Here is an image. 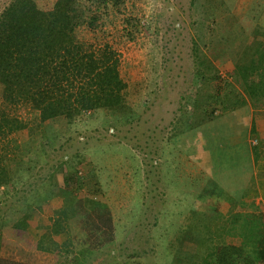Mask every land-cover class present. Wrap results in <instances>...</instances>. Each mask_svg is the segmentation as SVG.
Returning a JSON list of instances; mask_svg holds the SVG:
<instances>
[{"label":"rangeland","instance_id":"374dc122","mask_svg":"<svg viewBox=\"0 0 264 264\" xmlns=\"http://www.w3.org/2000/svg\"><path fill=\"white\" fill-rule=\"evenodd\" d=\"M9 1L0 0V12ZM54 1L37 0L45 8ZM123 11L108 15L102 28H82L79 35L91 42L107 41L117 49L120 72L127 83L125 104L83 113L72 124L32 121L0 138V153L15 181L0 188L1 254L5 258L70 264L64 252L37 249L45 224L65 218L62 200L47 198L44 192L52 189L50 174L69 157L74 169L86 176V190L100 183L117 228L115 243L87 264H183L185 252L195 251L185 231L192 218L190 208L210 206L206 201L195 203L194 194L203 181L198 175L205 173L201 169L208 155L204 144H211L209 150L215 151L212 145L216 142L208 139L209 132L200 124L212 120L215 129L221 124V110L211 114L212 107L203 112L195 106L206 104L215 89H232L224 81L233 82L230 73L245 42L253 29L264 32V0H126ZM127 15L137 20L133 38L127 35L131 30L124 21ZM207 18L205 33L216 29L213 41L223 44L218 58L213 56L211 41L204 42L199 33L203 29L197 21ZM206 58L224 81L196 78L195 66ZM13 110L24 118L31 116L27 106ZM251 114L250 106L243 107L224 121L227 127L232 120L247 123ZM247 145L252 146V139ZM228 167L229 163L222 166ZM54 174L52 181L61 184V175ZM10 202L13 205L8 207ZM213 205L228 214V203ZM29 206L30 216L24 220L21 216ZM234 258L231 264H250L245 257Z\"/></svg>","mask_w":264,"mask_h":264},{"label":"trees","instance_id":"16d2710c","mask_svg":"<svg viewBox=\"0 0 264 264\" xmlns=\"http://www.w3.org/2000/svg\"><path fill=\"white\" fill-rule=\"evenodd\" d=\"M123 10H126V0H55L49 8L37 0H10L3 7L0 12V138L28 127L32 121L62 120L72 124L83 113L125 104L127 83L120 72L117 49L107 41L91 42L79 35L82 28L89 31L102 28L108 15L123 13ZM124 21L131 28L127 35L133 38L134 30H138L137 20L127 15ZM197 22L203 29L199 32L201 39L211 41L213 56L218 58L224 48L222 42L213 41L216 29L207 35L204 30L209 26L208 18ZM210 59L196 65L194 75L202 80H223L214 73L217 67ZM230 75L233 82L223 81L224 85H231V90L215 89L206 104L199 106L198 102L195 106L203 112L212 107L211 114L221 110L218 117L221 124L215 129L212 120L199 123L205 133L209 132L208 139L216 142L212 145L215 151L209 150L211 144H204L208 155L201 169L206 174L198 175L203 181L194 200L195 203L199 200V204L206 201L210 206L197 210L194 204L190 208L192 218L185 236L196 248L185 252V262L177 256L183 264H231V257L241 256L249 259L250 264H264V210L255 200L256 180L249 179L253 162L256 164L261 158L256 123L252 118L249 131L245 120L237 123L232 120L231 129L234 128L229 132L226 129L229 123L224 121L225 116L247 106L254 113H264V32L258 28L252 30ZM19 106H27L31 116L24 118L17 114L13 109ZM243 122L246 124L241 126ZM249 139L257 141L248 146ZM200 152L203 159V150ZM227 163L228 171L223 173L222 166ZM60 167L56 168L58 172L54 169L50 174L52 189H46L44 196L62 200L65 218L43 225L37 249L64 252L70 264H87L96 259L98 252L115 243L114 215L99 182L86 190L88 180L74 169L70 157ZM54 173L61 175V184L52 181ZM13 178L0 153V188L14 184ZM224 202L229 204L227 215L213 205ZM11 205L13 202L8 207ZM31 209L29 206L21 216L24 220L29 218ZM56 234L60 240L54 238ZM228 238L233 243L229 244ZM1 244L0 234V264H32L3 257Z\"/></svg>","mask_w":264,"mask_h":264},{"label":"crops","instance_id":"0c3cea01","mask_svg":"<svg viewBox=\"0 0 264 264\" xmlns=\"http://www.w3.org/2000/svg\"><path fill=\"white\" fill-rule=\"evenodd\" d=\"M250 108H251L252 114L248 122L247 128L250 131V127H251L250 121L253 118L256 123V133L260 141L259 151L261 153V158L259 159V161H257L256 164L253 162V165L250 168L249 179L251 181H253V179L256 180V187L258 191V194L256 195L258 198L257 203H259L261 208L264 210V113H254L253 108L252 107ZM233 128L234 126H232V129H231V126H229L227 130L230 132L233 130ZM223 169L225 170L223 171V173H226L228 171L227 168H223ZM247 174H248V170L245 169V176H247ZM245 176L243 178L246 179Z\"/></svg>","mask_w":264,"mask_h":264},{"label":"built area","instance_id":"2783aa9c","mask_svg":"<svg viewBox=\"0 0 264 264\" xmlns=\"http://www.w3.org/2000/svg\"><path fill=\"white\" fill-rule=\"evenodd\" d=\"M257 141V139H253L252 142L255 143Z\"/></svg>","mask_w":264,"mask_h":264}]
</instances>
